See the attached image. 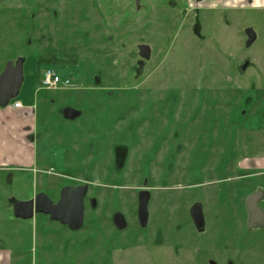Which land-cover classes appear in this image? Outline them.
I'll return each instance as SVG.
<instances>
[{"label": "rangeland", "instance_id": "obj_1", "mask_svg": "<svg viewBox=\"0 0 264 264\" xmlns=\"http://www.w3.org/2000/svg\"><path fill=\"white\" fill-rule=\"evenodd\" d=\"M170 1L143 0L136 7L133 0H0V72L21 57L25 81L36 85L37 60L57 54L72 63L50 65L62 78L71 79L70 87L33 86L28 93L35 102L40 170L16 171L12 183L1 177L0 257L9 258L10 264H100L107 256L109 264H128L129 249L140 264H264V229L248 228L245 206L250 194L264 191V175H260L264 172V5L253 11L235 10L230 16L234 22H223V13L213 8L192 10L188 0ZM47 5L51 15L57 10L58 18L46 13L43 21ZM246 26L257 34L249 48L244 43ZM38 33L35 40L33 34ZM139 44L151 48L144 67L138 64ZM245 58L250 66L240 73ZM26 84L21 87V100ZM67 105L80 110L81 116L63 119L57 109ZM165 121V137L176 131L181 146L177 154L160 152L154 162L165 175L166 164L176 158L170 183L162 187L171 189L162 191L168 199L162 206L153 171L150 229L142 231L136 223L132 189L138 185L132 179L139 176L135 153L141 145L134 144L122 169L115 172L106 143L123 130L163 131ZM132 141L128 137L124 143ZM100 142V176L107 172L121 183L116 189L89 186L86 199L94 198L98 206L92 210L86 203L80 230L71 231L44 215L33 220L14 217L11 201H25L38 192L53 198L47 192L55 193L60 183L96 180L98 174L91 176V145ZM251 159L256 169L248 171L246 163ZM141 173L147 176L146 166ZM253 173L257 176H248ZM196 199L203 204L205 235L197 236L187 223L182 230L173 227L177 235L173 238L171 224L187 216L185 211ZM166 210L171 214L165 219V245L148 251L150 246L141 245L152 243L151 226ZM113 211L126 218L122 232L113 230ZM173 243L182 245L179 254L170 250Z\"/></svg>", "mask_w": 264, "mask_h": 264}, {"label": "flooded vegetation", "instance_id": "obj_2", "mask_svg": "<svg viewBox=\"0 0 264 264\" xmlns=\"http://www.w3.org/2000/svg\"><path fill=\"white\" fill-rule=\"evenodd\" d=\"M142 1L143 0H139L138 3H136V1L133 0L134 5L136 7H140V3ZM211 2H214V4H212V6H210ZM175 3L176 2L173 0L169 2V4H175ZM187 3L190 6V8H192V10H194V9L199 10L198 9V6H199V8H208V9L213 8V10H217L218 13H223L222 14V20L224 22V20L233 21L232 19H230V16H232V13H234L235 10L245 9L248 11H253V9H256L257 6H261V5L263 6L264 5L263 4L264 0H217V1H215V0H212V1L211 0H188ZM142 6H143V4H142ZM47 8H48V5L46 7L45 12H43V15H42L43 21H44V18H46L47 16H52L53 19L58 18V12L56 9H55L56 11L54 10V14L51 15V13L48 12ZM185 8L186 7L184 6V3H182V5L180 6V10L183 11ZM46 13L48 14L47 16H46ZM215 17H217V13H216ZM218 17L220 19L221 15ZM60 24H62V23L60 22ZM46 28L48 30L47 33H49V27L47 26ZM63 28L65 29L66 27L64 26ZM244 29L245 30L243 32V35H244L245 46H246L247 41L249 40L251 32L253 33V36H254L252 43L249 46H246L247 48H249L256 41L257 34H256L255 30L250 26H246ZM44 31H46L45 28H44ZM201 33H200V31L197 32V35H198L197 38H200ZM37 35L39 36V33L33 34V36L35 37V40H36ZM40 37H41L40 39L43 40V37H44L43 32H42V34H40ZM51 37L52 36L50 35L48 37L47 41H50ZM62 37H64V36H62ZM205 39H203V40H205ZM33 41H34V39H29V42H33ZM57 42H61V40H59ZM140 46H145L146 48H148V52H149L148 57L141 55V50L139 49ZM137 49H138L139 57L141 58V60L138 61L139 67H144L143 65H144L145 61L149 60V58L151 56V48L146 44H139L137 46ZM52 57L53 58H49V59H40V60H37V62H36L37 79H36V85L34 84L33 86H36L37 89L38 88H44L46 90H52V89H57L59 87L65 88V87L71 86V79L70 78H62L60 76V74L54 68L50 67V65L55 64L56 66L63 67V66H67V65L72 64V63L65 56H62V55L55 54ZM20 59L23 61V58L20 57L15 62H11V63L15 64ZM38 62H41V64L39 65ZM245 63H247V65L244 68L243 66L245 65ZM22 65H23V62H22ZM249 66H250V61L247 58H245L242 61V63L239 65L238 70L240 73H244L249 68ZM41 67H43V69L40 71ZM48 69L53 71L60 78V83L57 84L56 86H52V87L45 86L42 83L44 72ZM39 71H40V79H39V75H38ZM22 74H23V69H22ZM66 81H67V83H65ZM24 82H25V79L23 76L22 85ZM22 85H21V87H22ZM21 89L22 88H20L18 96L20 95ZM18 96L15 99L11 100L7 106H13L15 103H19L18 108H21V102L17 101ZM2 108H4V107H2ZM57 110H58L57 112L60 114V116L67 121L74 120L75 118L80 117L82 114L80 110L76 109L75 107H73L71 105H67L63 108L60 107ZM66 110L74 113V115H73V117H71V119L65 118L64 112ZM166 122H168V121L164 122L165 126H163L164 127L163 131L157 130L156 128L154 129V131L149 130V129H147L145 131L141 130V131H132V132H128V131L123 130L121 133H115V135H113L114 137L112 138V141L110 144L106 143V145H108V149L110 152L111 162L115 166V167L113 166L114 168L111 167V169H114L115 172H119V170L122 169V167L124 165L125 156H126V154L129 153L130 150L134 149V144L141 145V146H139L138 153L137 152L135 153V155H137L136 159H137V164H138L137 166H138V175L139 176L137 175L138 177L132 179V181H135L136 184H138V185L133 186L132 189L136 190V192H135L136 223L138 224V227L142 231H146V230L150 229L149 203H150V200L152 198V194H151V191L149 189V186H150L151 181H152L153 171H155V173L157 174L156 182L159 185V187L155 188V190L159 191L157 193L160 195V199L158 201V204L160 206H162L163 203L166 204L168 201V199L166 197H162V195H163L162 191L171 190L170 188L163 189L162 187H165L166 185H169V183H170L172 175L174 174V171H175L172 169V166L174 165L173 160L176 163V158H175V155L172 156L171 160H169V162L166 164L167 174H165V175L162 173H159V171L156 170L154 162L157 160V156L160 152H161L160 154L164 153L166 155L169 154L168 152H172L173 154H177L178 153L177 150H178L179 146H181L177 140L178 137L176 136L177 135L176 131H173L171 133V136H169V138L165 137L166 133H167V131H165L167 128ZM155 123H160V121L155 122ZM135 133H137L141 137H136L134 135ZM128 137H129V140L130 139L133 140L130 144L124 143ZM142 140L143 141L146 140V142H143ZM102 143L100 142L96 146L91 145V150H92L91 155H92V161H93V167H92L93 169L91 171V176L98 174V177L96 178V180H100V181H96V180L90 181L89 179H86L87 181L84 183H78V182L71 181V183L63 184V183L59 182L61 184V186H59V188H57V190H54V191H56L55 193H53V190L51 192H47V193L52 194L53 198L49 197L46 194L53 203H56L59 200L60 191L63 187L87 185L86 193H85L84 198H83L84 217H85L86 203L90 206V208H92V210H95L98 206V204L94 198L86 199L87 198V192H88L90 185L102 186V187H105L106 189H110V188L116 189L117 187H120L119 186V184L121 183L120 178H117V177L113 178L112 177V179H110L108 177L109 174L107 172H106L105 176L104 175L100 176V174H99V171L102 169V168H100L102 166L101 163H103L102 156H101L102 151H103L102 146H101ZM163 145H166V147L164 148ZM162 157H160V159H162ZM246 164H247L246 166H247L248 171H253L256 169V163H255V161H253V159H251ZM161 165H162V163H161ZM145 166H146L147 176H145L144 174L142 175V173H141L142 168ZM241 166H242V163H239L237 167L241 169ZM38 171L39 170H33V172H36V173H38ZM47 172H51V171H47ZM260 175H264V172L260 173ZM248 176L253 177V176H257V174L253 173V174H250ZM7 177H8V175H6V178ZM189 177H191V176H189ZM191 180L192 179H190L188 181H191ZM87 182H88V184H87ZM256 191H258V190H256ZM39 193H44V192L35 193L33 196L35 197ZM263 193H264V191H263ZM33 196H31V197H33ZM31 197L26 199L25 201L32 199ZM192 201H191L192 203L190 204V206H188L187 211H185V214H187V216L184 215L181 218V220L175 219L173 221V223L171 224V226L169 228V234L170 235L172 234L173 238L177 237V235H175L176 233H173V232H175V231H173V227H178V228H180L179 230H182V229H184V227H186L187 223H189L192 226V228L196 232L197 236L205 235L206 221H205V216H204V212H203V204L198 199L192 200ZM12 202L13 201H11L10 204H11L12 212H13ZM169 202L172 203V200L170 198H169ZM261 204H264V196H263V201L260 202V207L262 209H264V207H262ZM163 213H164V216L161 215V212L158 213V215L155 217L154 226H151L153 228V235L151 236L152 243H149V244L143 243L141 245L142 247H144L145 244L150 246L151 248L147 249L148 251L152 250L154 252L155 250H159L160 248H162V246L165 245V243H164V240H165L164 239V228L167 226L165 219L168 217L170 218L171 212L166 210V211H163ZM172 213H174V211ZM39 215H44V214L35 215L30 220H33L34 217H37ZM44 216L48 220H50L48 215H44ZM50 221H52V220H50ZM53 222L59 223L57 221H53ZM110 222H111V225H112L114 231L122 232L127 228L126 218H125L124 214L119 212V211H113L110 214ZM83 223H84V218H83ZM83 223H82V226H83ZM63 226H65V225H63ZM82 226L76 230H71L67 226H65V227H67L71 231L76 232V231L80 230L82 228ZM255 230H257V229H255ZM72 244L77 246V244H75V240L72 241ZM130 247H133V246H122V247H120V249H123V248L127 249ZM142 249H145V248H142ZM171 249L172 250L174 249V251H176L179 254L180 253L179 250L182 249V245L180 243H173L170 247V250ZM132 250L133 249H129L130 252L128 254V260H129L128 264H140L139 263L140 261L138 259V255L135 253V251H132ZM160 254L161 253H157L156 255H160ZM107 257L100 260V264H109L110 259H109V257L108 258ZM154 261H156V258H154ZM93 262H95V261L93 260Z\"/></svg>", "mask_w": 264, "mask_h": 264}, {"label": "water", "instance_id": "obj_3", "mask_svg": "<svg viewBox=\"0 0 264 264\" xmlns=\"http://www.w3.org/2000/svg\"><path fill=\"white\" fill-rule=\"evenodd\" d=\"M135 1L138 3L139 0ZM253 39L251 32L246 46H249ZM139 49L142 56L148 57V48L140 46ZM22 62L21 59L15 64L8 62L0 73V107H6L19 94L23 82ZM246 65L247 63L243 67L245 68ZM73 115L71 111L64 112L67 119H71ZM86 189L87 185L65 186L61 189L59 200L56 203H53L44 193H39L28 201H13V215L18 219L30 220L35 215L44 214L48 215L50 220L57 221L71 230L79 229L84 218L83 198ZM263 196V191L258 190L246 198L247 226L251 230L264 229V209L260 207Z\"/></svg>", "mask_w": 264, "mask_h": 264}, {"label": "crops", "instance_id": "obj_4", "mask_svg": "<svg viewBox=\"0 0 264 264\" xmlns=\"http://www.w3.org/2000/svg\"><path fill=\"white\" fill-rule=\"evenodd\" d=\"M24 83H27L24 99L21 100L23 92H20L17 98V101L21 102V108H14L13 106L0 107V183L1 177H6V175H8L6 181L12 183L17 176L16 171L30 173L33 170H40L37 165L38 162H42L36 150L38 140L33 136L35 102L33 97L28 96L34 83L33 80ZM261 161L264 162V159ZM261 161H258V164ZM11 167L14 169H11ZM55 181L53 180L52 183ZM6 263L10 264L9 258L5 260L0 257V264Z\"/></svg>", "mask_w": 264, "mask_h": 264}, {"label": "built area", "instance_id": "obj_5", "mask_svg": "<svg viewBox=\"0 0 264 264\" xmlns=\"http://www.w3.org/2000/svg\"><path fill=\"white\" fill-rule=\"evenodd\" d=\"M42 83L45 86H50V87L56 86L57 84L60 83V78L57 74H55L53 71L48 69L44 72ZM65 83H67V81ZM13 107L18 108L19 103H15Z\"/></svg>", "mask_w": 264, "mask_h": 264}, {"label": "trees", "instance_id": "obj_6", "mask_svg": "<svg viewBox=\"0 0 264 264\" xmlns=\"http://www.w3.org/2000/svg\"><path fill=\"white\" fill-rule=\"evenodd\" d=\"M38 64L40 65V64H41V62H38Z\"/></svg>", "mask_w": 264, "mask_h": 264}]
</instances>
